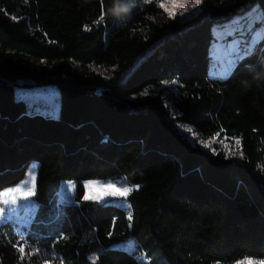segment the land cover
<instances>
[{
	"label": "trees",
	"instance_id": "trees-1",
	"mask_svg": "<svg viewBox=\"0 0 264 264\" xmlns=\"http://www.w3.org/2000/svg\"><path fill=\"white\" fill-rule=\"evenodd\" d=\"M168 1L0 0V51L19 56L0 58V192L38 165L35 221L0 222V264L264 261V34L226 78L209 73L213 26L256 5L264 20V0H201L185 21ZM43 85L59 92L56 118L16 97ZM177 123L240 156L193 147ZM116 177L134 188L131 219L85 199L84 181ZM63 180L76 196L58 204ZM129 238L147 262L115 247Z\"/></svg>",
	"mask_w": 264,
	"mask_h": 264
},
{
	"label": "rangeland",
	"instance_id": "rangeland-1",
	"mask_svg": "<svg viewBox=\"0 0 264 264\" xmlns=\"http://www.w3.org/2000/svg\"><path fill=\"white\" fill-rule=\"evenodd\" d=\"M192 2L193 0L168 1L164 5L168 13V18L179 21H185L192 18L200 9V4L196 8H192L190 6ZM185 8H187L186 11ZM262 34H264V20L263 13L258 5L253 7L247 13L235 16L223 24H215L213 26L214 37L209 49L211 57L209 67L210 76L215 79L226 78L236 66L237 62L243 56L252 51L255 42L257 39L261 38ZM7 56L19 58V56L9 51H0V58ZM70 63L87 72L95 71L107 77L112 75V69H105L101 66L95 65L82 67L79 63ZM45 64L46 63L42 61L33 62L34 66H42ZM164 86L169 85L166 83ZM161 91V87H153L145 90L142 93V96L156 95ZM145 92H147V94H145ZM16 97L17 99L24 101L27 112L29 113H37L53 118H56L59 115V92L52 85H43L33 88H17ZM176 128L195 148L215 153L219 147L229 156H240L237 141L227 140L225 137L222 139H219V137L209 140L203 139L192 126L186 124L177 123ZM189 129H191V131H189ZM201 141L204 143H201ZM37 166L36 163L31 164L28 168L26 177L19 184L5 189L9 190L17 186H23L27 182V187H31L34 193L28 198V200H20L16 205L5 206L2 203V198H0V207H6V212L0 213V222H14L15 232L17 233L22 232L23 226L34 222L36 218L38 204L34 200V195L36 192ZM108 185H113L116 188L130 187L134 189L125 177L86 180L83 182L85 197L91 196L92 199H85L97 201L99 203H111L116 207L122 208L129 218V216H131V205L127 200V197L131 192L126 197L110 195ZM76 188V182L73 180L61 181L57 195L58 204L73 201L76 196ZM115 247L118 249H124L130 253H138L137 242L132 238L116 243ZM137 257L140 260L147 262L145 254L138 253ZM247 261H253L254 264H264V261L260 260ZM241 264H244V262Z\"/></svg>",
	"mask_w": 264,
	"mask_h": 264
},
{
	"label": "snow or ice",
	"instance_id": "snow-or-ice-1",
	"mask_svg": "<svg viewBox=\"0 0 264 264\" xmlns=\"http://www.w3.org/2000/svg\"><path fill=\"white\" fill-rule=\"evenodd\" d=\"M201 0H193L191 3L192 8H196L200 4ZM187 8H185V11ZM147 94V92H145ZM191 131V129H189ZM201 143H204L201 141ZM108 190L110 195H119L121 197H126L133 189L130 187L116 188L113 185H108ZM33 190L31 187H27V182L23 186H17L9 190H4L0 192V198H2V203L5 206L16 205L20 200H28V198L33 195ZM86 199H92L91 196L85 197ZM30 206V205H26ZM6 207H0V213H5ZM131 219V216H129ZM18 250L21 254L24 253V246L18 245ZM244 264H254L253 261H245Z\"/></svg>",
	"mask_w": 264,
	"mask_h": 264
},
{
	"label": "crops",
	"instance_id": "crops-1",
	"mask_svg": "<svg viewBox=\"0 0 264 264\" xmlns=\"http://www.w3.org/2000/svg\"><path fill=\"white\" fill-rule=\"evenodd\" d=\"M36 165H37V163H36Z\"/></svg>",
	"mask_w": 264,
	"mask_h": 264
}]
</instances>
